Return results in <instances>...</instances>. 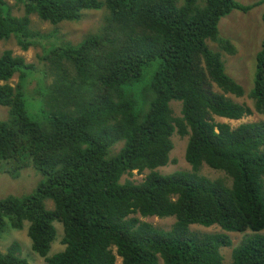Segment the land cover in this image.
<instances>
[{
    "label": "trees",
    "instance_id": "trees-1",
    "mask_svg": "<svg viewBox=\"0 0 264 264\" xmlns=\"http://www.w3.org/2000/svg\"><path fill=\"white\" fill-rule=\"evenodd\" d=\"M263 2L0 0V40L15 36L24 50H44L41 68L11 49L0 55V105L9 107L0 119V172L40 174L30 192L0 198V238L26 228L45 264H117V257L121 264H222V249L232 245L227 232L250 231L229 264H264V121L215 120L264 114V36L252 107L231 97L244 88L210 47L233 53L220 20ZM103 7V28L77 44L31 27L32 15L56 25ZM172 100L182 103L181 117ZM175 133L188 136L191 170L163 174L157 168L170 162ZM204 164L225 178L202 175ZM134 170L149 173L123 180ZM148 216L175 222L163 229L140 219ZM57 221L63 249L50 254ZM26 263L17 241L0 249V264Z\"/></svg>",
    "mask_w": 264,
    "mask_h": 264
},
{
    "label": "rangeland",
    "instance_id": "rangeland-1",
    "mask_svg": "<svg viewBox=\"0 0 264 264\" xmlns=\"http://www.w3.org/2000/svg\"><path fill=\"white\" fill-rule=\"evenodd\" d=\"M237 1L244 4H253L255 2H261L262 0ZM9 2L15 3V0H9ZM107 13L108 10L106 7L97 10H85L79 20L64 21L56 25L43 21L36 15H32L31 27L35 30H40L46 33L57 31L55 40L59 42V44H63L65 42L77 44L89 34L96 33L103 28L104 19ZM263 13L264 2L255 6L248 12L234 10L220 20L219 34L224 39H228L234 46L233 53H228L224 49L221 51L216 42L210 41V47L221 53L226 72L244 88L245 94L243 96L231 97L236 102L244 103L251 107L253 105V101L249 94L254 86L256 57L261 48L264 36ZM5 49H11L14 54L24 56L27 62L33 63L40 68L42 67L40 56L43 54L44 50L41 45H33L29 49L24 50L18 44L17 38L12 36L7 40H0V55ZM18 81L19 75L16 74L11 79V84L15 85ZM38 83L43 85L41 80H38ZM36 87L37 81L34 79L27 84L26 95L28 96L29 102L36 98ZM170 105L174 115L181 117L182 103L177 100H172ZM8 112V106L0 105V119H5L8 116ZM215 120L218 122L229 123L231 126L235 127L244 122L264 121V114L255 111L238 120L218 116L215 117ZM172 140L174 147L170 152V162L165 166L157 168V171L163 174H170L178 170H191V165L187 162L185 157L188 136H181L180 134L175 133ZM148 173L149 170H145L144 172L134 170L131 174L124 175L123 180L129 178L134 182H141ZM200 173L210 178H225V174L223 172L216 171L205 164L201 167ZM39 178V172L33 167L25 168L18 177H11L4 172H0V198L10 194L22 195L26 192H30ZM48 207L52 208L53 203L50 202ZM140 219L150 222L163 229H169L175 222L174 217L160 218L157 216H148L140 217ZM56 226L57 238L52 244L50 254L63 249L61 242L63 236L62 223L57 221ZM191 229L193 231H200L203 233L223 232V230L217 225L209 227L203 225H192ZM227 233L231 237L232 245L222 249V264H229L232 261V249L241 242L244 235L251 234L252 232L232 231ZM260 233L264 234V230L260 231ZM15 241H17L21 246V255L27 260L26 264H45L44 258L33 251L26 228L8 229L4 232L0 238V249L3 252H6L7 248ZM117 264H121L120 257H117Z\"/></svg>",
    "mask_w": 264,
    "mask_h": 264
}]
</instances>
